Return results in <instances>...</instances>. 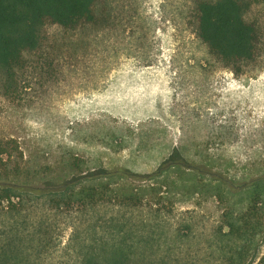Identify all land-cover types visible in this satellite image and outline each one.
I'll return each instance as SVG.
<instances>
[{
  "label": "rangeland",
  "instance_id": "obj_1",
  "mask_svg": "<svg viewBox=\"0 0 264 264\" xmlns=\"http://www.w3.org/2000/svg\"><path fill=\"white\" fill-rule=\"evenodd\" d=\"M108 1L111 29L80 41L50 32L53 76L38 75L25 101L0 82V141L23 154L17 181L59 185L102 165L150 173L174 149L235 181L264 175V57L246 74L225 67L196 35L194 0ZM252 9L264 21V6ZM179 178L173 215L192 241L176 249L203 253L224 205L203 177ZM62 248L50 264H78Z\"/></svg>",
  "mask_w": 264,
  "mask_h": 264
},
{
  "label": "trees",
  "instance_id": "obj_2",
  "mask_svg": "<svg viewBox=\"0 0 264 264\" xmlns=\"http://www.w3.org/2000/svg\"><path fill=\"white\" fill-rule=\"evenodd\" d=\"M254 5L264 0L193 1L197 37L236 75L264 57V21ZM113 12L108 0H0L4 95L25 101L38 75L53 76L46 53L51 31L84 40L111 29ZM19 149L13 139L0 141V264H50L62 247L78 264H264V175L235 181L174 149L150 173L102 165L59 185H37L17 181ZM174 174L203 177L224 205L207 252L176 249L192 240L173 215L171 197L182 194ZM240 193L249 200L235 209L231 197ZM162 216L172 222L163 224Z\"/></svg>",
  "mask_w": 264,
  "mask_h": 264
}]
</instances>
